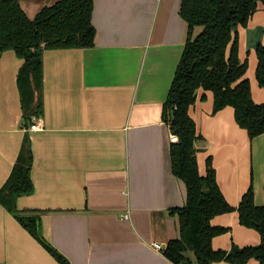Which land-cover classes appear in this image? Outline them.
Returning a JSON list of instances; mask_svg holds the SVG:
<instances>
[{
    "label": "crops",
    "instance_id": "1",
    "mask_svg": "<svg viewBox=\"0 0 264 264\" xmlns=\"http://www.w3.org/2000/svg\"><path fill=\"white\" fill-rule=\"evenodd\" d=\"M57 1L18 0L29 18ZM180 4L93 0L94 46L43 51L42 109L31 122L37 131L22 121L16 79L22 60L12 50L0 55V188L28 137L33 191L15 207L39 213L44 239L70 264H172L151 244L164 247L180 237L178 217L168 211L187 197L171 171L170 128L162 118L187 39ZM236 35L251 98L261 104L254 53L264 45L261 2ZM212 102V92L199 89L188 113L201 136L195 141L198 173L203 176L211 161L228 205L236 207L251 188L261 206L264 136L250 140L233 108L213 112ZM210 225L228 230L212 238L215 250L230 254L260 243L255 230L239 224L237 211L213 217ZM0 264L59 263L0 205Z\"/></svg>",
    "mask_w": 264,
    "mask_h": 264
},
{
    "label": "trees",
    "instance_id": "2",
    "mask_svg": "<svg viewBox=\"0 0 264 264\" xmlns=\"http://www.w3.org/2000/svg\"><path fill=\"white\" fill-rule=\"evenodd\" d=\"M92 1L58 0L43 6L29 18L18 0H0V55L12 50L22 60L16 79L22 121L27 127L41 114L43 51L94 46ZM180 2L179 16L187 24V39L162 104V118L178 138L177 143L170 146L171 171L183 181L187 197L184 206L168 211L178 217L180 237L168 241L162 253L172 264H247L251 259L264 264V204L256 206L254 193L248 188L236 207L228 205L219 191L209 160L205 174L198 173L195 141L201 136L188 114L197 91L209 90L213 95V112L231 106L235 123L246 130L250 140L264 136V102L256 104L251 98L249 81L244 77L247 61L239 60L236 35V28L246 26L258 3L264 6V0ZM254 53L257 60L255 79L258 87L264 89V45L257 44ZM31 165L30 142L25 137L11 172L0 188V205L59 264H70L44 239L39 213L34 210L20 212L15 207L17 198L33 191ZM232 211H237L242 227L259 234L258 246H247L230 254L210 246L213 237L228 231L211 226L210 221Z\"/></svg>",
    "mask_w": 264,
    "mask_h": 264
},
{
    "label": "built area",
    "instance_id": "3",
    "mask_svg": "<svg viewBox=\"0 0 264 264\" xmlns=\"http://www.w3.org/2000/svg\"><path fill=\"white\" fill-rule=\"evenodd\" d=\"M39 129H40V127H39V125H38L37 122H34V123H32V124L29 126V130H30V131H37V130H39ZM177 141H178L177 136L170 132V134H169V142H170L171 144H175V143H177ZM124 217L127 218L128 215L125 214ZM151 247H152L153 249H155L156 251H160V250L162 251V250L164 249V247H162L161 245L159 246V245H157L156 243H152V244H151Z\"/></svg>",
    "mask_w": 264,
    "mask_h": 264
},
{
    "label": "rangeland",
    "instance_id": "4",
    "mask_svg": "<svg viewBox=\"0 0 264 264\" xmlns=\"http://www.w3.org/2000/svg\"><path fill=\"white\" fill-rule=\"evenodd\" d=\"M244 53L247 55L246 51H245ZM247 66H248V62H247ZM246 70H247V68H246ZM246 73H247V71H246ZM246 73H245V74H246Z\"/></svg>",
    "mask_w": 264,
    "mask_h": 264
}]
</instances>
